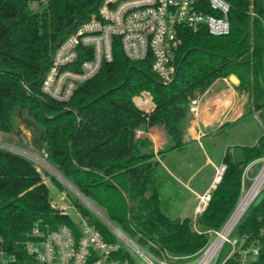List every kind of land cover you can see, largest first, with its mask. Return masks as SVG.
Instances as JSON below:
<instances>
[{"label":"trees","instance_id":"obj_1","mask_svg":"<svg viewBox=\"0 0 264 264\" xmlns=\"http://www.w3.org/2000/svg\"><path fill=\"white\" fill-rule=\"evenodd\" d=\"M103 1L49 0L34 10L35 0H0V133L21 134L16 125L20 120L31 131V146L112 221L140 240H153L170 256L192 262L210 237L194 229L192 217H172L163 209L154 180L160 161L151 140L137 137V132L158 125L172 143L158 154L182 150L191 100L232 74L239 79L236 89L247 95V103L237 121L221 128L255 113L264 123V0H227L232 5L228 35L184 29L177 74L169 84L153 71L151 59L128 58L116 38L113 60L104 61L99 73L80 83L68 101H58L42 89L45 74L57 48L97 15ZM91 50L83 48L80 62L89 58ZM142 92L152 95L153 110L135 103ZM263 155L264 137L253 145L226 150V168L196 221L199 229L224 224L240 196L244 166ZM46 175L61 190H68L57 177ZM68 194L105 238L114 241L79 198ZM51 201L34 162L0 149V264H44L25 248L27 234L38 220L53 229L68 224L78 232L73 218L53 208ZM262 212L264 197L240 229L255 228Z\"/></svg>","mask_w":264,"mask_h":264},{"label":"built area","instance_id":"obj_2","mask_svg":"<svg viewBox=\"0 0 264 264\" xmlns=\"http://www.w3.org/2000/svg\"><path fill=\"white\" fill-rule=\"evenodd\" d=\"M48 1L35 0V3L46 4ZM231 10L232 5L227 0H104L97 15L80 25L57 48L42 89L58 101H68L80 83L99 73L104 61L113 60L116 38L120 40L128 58L135 61L151 59L153 71L163 84H169L178 70L177 52L182 42L181 32L184 29L198 32L205 28L213 36L228 35L232 29ZM251 14L257 15L256 12ZM88 47L92 48L90 55H87L89 58L80 62L83 48ZM224 79L228 81L229 77ZM199 97L191 100V110L199 104ZM148 98L150 105L143 106L138 100L146 101ZM134 101L146 111L155 107L147 92L137 95ZM0 149L22 155L32 162L39 161V155L12 142L0 139ZM43 159L47 161V157ZM225 168V165L220 168L216 184L220 182ZM55 173L82 198L85 207L115 240H107L96 224L91 223L75 204L64 206L52 200L51 206L61 214H68L67 208L70 206L77 211L80 220H73L79 230L75 231L68 224L53 229L42 220L36 221L25 241L27 252L36 260L44 264H181V258L170 256L153 240H140L123 230L59 171ZM212 191L198 196L192 216L194 229L210 237L192 262L264 264V212L257 215L255 228L250 231L240 229L247 214L264 197V155L244 166L240 196L224 224L218 229L203 231L196 221L211 201Z\"/></svg>","mask_w":264,"mask_h":264},{"label":"crops","instance_id":"obj_3","mask_svg":"<svg viewBox=\"0 0 264 264\" xmlns=\"http://www.w3.org/2000/svg\"><path fill=\"white\" fill-rule=\"evenodd\" d=\"M217 84L220 87H217L219 86ZM236 85L230 81V78L228 81L222 78L211 85L218 88L215 94L204 100L201 99V96L199 97V104L194 110L190 109L191 115L184 127L186 145L182 150H170L162 155L158 154L159 151L169 149L172 144L165 129L158 125H151L147 130L137 132V137L151 140L154 153L160 161V165L154 172V180L160 189L163 209L172 217H192L198 196L215 189L219 170L224 166L223 157L226 150L236 146H245L240 142L224 144L215 154L209 153L205 149L204 140L206 138H213L218 141L228 133L237 132L248 119L221 128L225 123L237 121L245 111L247 96L236 89ZM239 93H241L240 97L238 96ZM202 114H205L204 118ZM206 117L209 118L206 119ZM255 143L256 141L253 144ZM200 152L203 156L202 163L196 162V156ZM204 167H210V173L205 179L196 182ZM175 181H178L184 189L178 190ZM200 185H203V190L198 188ZM182 190H186L188 197H185V192ZM190 208L192 209L191 214H186Z\"/></svg>","mask_w":264,"mask_h":264},{"label":"rangeland","instance_id":"obj_4","mask_svg":"<svg viewBox=\"0 0 264 264\" xmlns=\"http://www.w3.org/2000/svg\"><path fill=\"white\" fill-rule=\"evenodd\" d=\"M31 7L34 10H38L40 8L39 3H33L31 5ZM217 85H219V84H217ZM217 87H220V85ZM217 87L211 86L208 91H206L204 94L200 95L201 99L204 100V99L208 98L210 95L215 94L218 91ZM147 93L150 94V92H147ZM240 95H241V93L238 94L239 97H240ZM150 96L152 97L151 94H150ZM244 96H245V94H244ZM152 99H153V97H152ZM153 103H154V101H153ZM16 125L21 130V134H17L16 132H11V133L1 132L0 133V139L3 141L15 143V144H17L21 147H24V148H26V149H28V150H30V151H32L35 154L40 156L38 158L39 161H35L34 164L36 165L38 170L43 174V179L49 187L50 197L52 198V200L56 201L59 205H64V206L71 205L72 206L71 203H73V199L68 194V191H70L77 198H79V200L83 203L82 198L79 195H77V193L72 188L68 187L67 184L64 183L65 187H67L68 190H61L59 188V186H57V184L55 182H53L49 176L46 175V173H48L50 175H54L59 180H61L57 176V174L55 173V172H58L55 169V167H53L52 164H50L48 161L43 159V158H46L45 154L35 150L31 146V144H30L31 137H32L31 131L29 129H27L24 126V124L21 123L20 120L16 121ZM263 132H264L263 120L260 119V116L258 114H256V115L254 114V115L249 116L248 119H246V123H244L243 127L241 129H239L237 132H235V133L231 132L230 134L228 133V135L220 138L218 141H216L217 139L206 138L204 140L205 149L207 152L215 154V153L219 152L218 150H220V148L224 144H230V143H235V142L239 143L240 142V144L252 145L255 141L257 142L259 140V138L263 137ZM41 157H43V158H41ZM202 158H203V156L201 155V152H200L199 155L196 156V159H197L196 162L202 163L203 162ZM210 171H211L210 167H204L203 171L198 176L196 182L201 181L202 179H205V177H207V175L210 173ZM222 175H223V173H222ZM175 182L177 184V187L179 188L178 190H180L181 188L184 189L178 181H175ZM198 188L203 190V185L198 186ZM182 191L185 192L186 190H182ZM184 195H185V197H188L187 192H185ZM71 206L69 208H67V212H68L69 216L75 220H80V216L78 215L77 211ZM191 210H192L191 208L188 209V211H186V214H189V213L191 214ZM181 264H194V263L182 261Z\"/></svg>","mask_w":264,"mask_h":264},{"label":"bare ground","instance_id":"obj_5","mask_svg":"<svg viewBox=\"0 0 264 264\" xmlns=\"http://www.w3.org/2000/svg\"><path fill=\"white\" fill-rule=\"evenodd\" d=\"M139 100V102L143 105V106H145V105H150V99L148 98V100H140V99H138ZM222 101V100H221ZM209 103V102H208ZM205 105V104H204ZM206 106V105H205ZM222 106V105H221ZM225 106V105H224ZM214 108V107H213ZM216 108H218V107H216ZM209 109V108H208ZM208 109H207V112H208ZM219 109V108H218ZM210 110V109H209ZM206 112V113H207ZM216 112V111H215ZM209 113H211L210 111H209ZM214 113V112H213ZM212 114V113H211ZM203 115V114H202ZM214 115V114H213ZM205 117V114L203 115V118ZM209 118V117H208ZM207 117H206V119H208ZM54 167V166H53ZM56 169V168H55Z\"/></svg>","mask_w":264,"mask_h":264},{"label":"water","instance_id":"obj_6","mask_svg":"<svg viewBox=\"0 0 264 264\" xmlns=\"http://www.w3.org/2000/svg\"><path fill=\"white\" fill-rule=\"evenodd\" d=\"M230 80L235 83V84H239V79L237 78L236 75L232 74L229 76ZM222 178V176L220 177V179Z\"/></svg>","mask_w":264,"mask_h":264}]
</instances>
